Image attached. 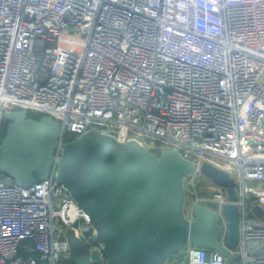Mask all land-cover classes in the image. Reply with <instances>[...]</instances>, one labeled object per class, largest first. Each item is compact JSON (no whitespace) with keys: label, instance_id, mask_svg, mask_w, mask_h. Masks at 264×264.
<instances>
[{"label":"built area","instance_id":"1","mask_svg":"<svg viewBox=\"0 0 264 264\" xmlns=\"http://www.w3.org/2000/svg\"><path fill=\"white\" fill-rule=\"evenodd\" d=\"M58 121L65 133L90 130L147 148H172L195 164L194 206L223 213L226 190L201 181L205 162L238 182L237 264H264V0H0V125L6 111ZM1 141V131H0ZM73 235L95 236L88 215L53 178L21 187L0 173V264L31 239L50 264L68 257ZM108 264L101 245L92 249ZM185 264H225L217 251L188 246ZM175 264V263H172Z\"/></svg>","mask_w":264,"mask_h":264},{"label":"water","instance_id":"2","mask_svg":"<svg viewBox=\"0 0 264 264\" xmlns=\"http://www.w3.org/2000/svg\"><path fill=\"white\" fill-rule=\"evenodd\" d=\"M3 118L8 125L0 143V171L23 187L55 176L88 215L96 232L91 241L102 246L110 264H167L188 244L219 251L227 257L226 264L239 258L219 241L217 212L197 204L193 217L187 215L184 179L196 167L175 149L156 156L136 140L121 142L94 129L61 146L65 132L49 116L37 120L26 110H12ZM200 174L226 190L223 213L234 249L240 241L235 178L208 162ZM67 236L71 253L66 264L99 260L90 254L89 242L77 239L71 230ZM37 264L49 263L37 259Z\"/></svg>","mask_w":264,"mask_h":264},{"label":"bare ground","instance_id":"3","mask_svg":"<svg viewBox=\"0 0 264 264\" xmlns=\"http://www.w3.org/2000/svg\"><path fill=\"white\" fill-rule=\"evenodd\" d=\"M27 112H29V111H27ZM31 112H33V111H31ZM34 113H37V112H34ZM37 114H40V113H37ZM40 115H43V116H45L44 114H40ZM4 119V118H3ZM35 119V118H34ZM7 125H8V122H7ZM1 130V129H0ZM63 131H64V129H63ZM66 134V133H65ZM65 134H64V136H65ZM83 135V134H82ZM74 136H76V135H74ZM81 136V135H80ZM80 136H76L77 138L76 139H78ZM1 141H2V139H1ZM1 141H0V143H1ZM155 141H157V140H155ZM155 141H154V143H155ZM127 142V141H126ZM159 142V141H158ZM64 143H66L65 142V139H64V137H63V139H62V141H61V146L64 144ZM160 143V142H159ZM156 145V144H155ZM147 148V147H146ZM156 148H159L160 149V151L162 152L163 150H165V149H172V148H164V149H162L161 148V144H160V146H157L156 145V147L155 148H149V149H151V150H153V149H156ZM256 149V148H255ZM258 149V148H257ZM259 153H262L261 154V157H264V152H263V150H261V149H259ZM161 154V153H160ZM218 167V166H217ZM220 168V167H219ZM222 169V168H221ZM224 170V169H223ZM225 171H227V170H225ZM227 172H229V171H227ZM0 173L2 174V176H3V178L5 179V180H7V181H11L12 182V180L8 177V176H6L4 173H2L1 171H0ZM230 173V172H229ZM230 175L231 176H233L234 178H235V181H236V193H237V191H238V182H237V179H236V177L232 174V173H230ZM50 178H53L54 180H55V176H50L48 179H50ZM209 180L210 182H211V180L210 179H208V178H206V177H204V176H202L201 175V177L199 178V183L201 182V181H203V180ZM47 180V179H46ZM43 181H45V180H43ZM247 181H257V180H246V183H247ZM42 182V181H41ZM55 182H56V180H55ZM257 182H259V183H264V182H260V181H257ZM12 183H14V182H12ZM40 183V182H39ZM57 183V182H56ZM211 183H213V182H211ZM14 184H16V183H14ZM38 184V183H37ZM58 184V183H57ZM214 184V183H213ZM248 184V183H247ZM17 185V184H16ZM34 185V184H33ZM60 185V184H59ZM214 185H216V184H214ZM18 186H20V185H18ZM32 186V185H31ZM217 186V185H216ZM21 187H23V186H21ZM30 187V186H29ZM220 187V186H219ZM238 195V194H237ZM200 204V203H199ZM197 205V204H196ZM195 205V206H196ZM194 206V207H195ZM206 206V205H205ZM207 207H209L211 210H212V207H210V206H207ZM252 216V215H251ZM90 220V219H89ZM220 226V225H219ZM221 228V227H220ZM239 230H240V223H239ZM221 233H222V229H221ZM95 235H96V232H95ZM94 237V236H93ZM92 237V238H93ZM220 237H221V234H220V236H219V241H220V243H221V240H220ZM27 240H31V239H27ZM26 241V240H25ZM33 241V240H32ZM24 242V241H23ZM22 242V243H23ZM34 242V241H33ZM86 242H89V246H91V249H92V246L93 245H100L99 243H97L96 241H91V238L88 240V241H86ZM21 243V244H22ZM222 244V243H221ZM239 244H240V241H239ZM239 244H238V246H239ZM34 245H35V243H34ZM192 246L191 244H188L187 246H186V248L188 247V246ZM227 245H228V247L229 248H227V247H225V248H227L228 250H230V252L232 251V250H235L236 248H231V246H230V244H229V241H228V234H227ZM21 246V245H20ZM102 247V246H101ZM193 247V246H192ZM186 248H185V250H186ZM196 248V247H195ZM201 249H204V250H206L208 253H210V252H212V251H217V250H210V249H206V248H201ZM33 252H36V253H38L39 255V257L40 258H42V260L44 259V260H46V261H48V259L47 258H43L42 256H41V254L38 252V251H36L35 250V247L33 248V249H31ZM30 250V251H31ZM102 250H103V248H102ZM185 250H184V252H182V253H184L185 254ZM264 251V250H263ZM217 252H219V251H217ZM259 252H262V250L261 251H259ZM95 253V252H94ZM182 253H180V254H182ZM220 253V252H219ZM232 253V252H231ZM222 254V253H221ZM232 254H234V253H232ZM261 254H264V253H261ZM69 255H70V253L68 254V257H69ZM179 255V254H178ZM223 255V254H222ZM239 255V254H238ZM99 256V255H98ZM103 256H104V258H105V260L107 261V263L108 264H110L109 262H108V260H107V258H106V256H105V254H104V252H103ZM176 256V255H175ZM224 256V255H223ZM19 257V256H18ZM68 257L66 258V259H64L60 264H66L67 262H68ZM225 258H226V262H227V257L226 256H224ZM31 258H34L35 259V261H36V263L35 264H37V257H31ZM31 258H29V259H31ZM29 259H27V260H29ZM23 260H25V261H27L26 259H23ZM179 261H181L182 263L181 264H185L184 263V256L182 257V260H180V259H178V261H177V263H179ZM240 261V255H239V258L238 259H236L234 262H233V264H237L238 262ZM48 263L50 264V262L48 261ZM91 263H99L100 264V260H93L91 257H90V264ZM226 264V263H225Z\"/></svg>","mask_w":264,"mask_h":264},{"label":"trees","instance_id":"4","mask_svg":"<svg viewBox=\"0 0 264 264\" xmlns=\"http://www.w3.org/2000/svg\"><path fill=\"white\" fill-rule=\"evenodd\" d=\"M28 113H29V117L35 118L37 120H39V119H41L43 117V115H40V114L31 112V111H29ZM0 129H1L0 130L1 131V139H3L4 136H5V134H6V129H7V121H5L4 119L1 122ZM76 138H77L76 136H74L73 134H70V133H66L65 136H64L65 142H68V141H71V140H75ZM155 144L157 146H160V143L158 141H155ZM152 152L156 156H159L160 153H161V151H160L159 148L153 149ZM198 193H199V195H203V192L202 191H199ZM34 247H35V245H34V242L32 240H26V241H24L21 244L20 248H19V252H18L19 258L26 259L27 260V259H29L31 257H37L39 254L36 253V252H33L31 250ZM181 263L182 262L179 261V263H176V264H181ZM91 264H99V263H91Z\"/></svg>","mask_w":264,"mask_h":264},{"label":"rangeland","instance_id":"5","mask_svg":"<svg viewBox=\"0 0 264 264\" xmlns=\"http://www.w3.org/2000/svg\"><path fill=\"white\" fill-rule=\"evenodd\" d=\"M256 150H259V149H257L256 148ZM191 182H192V180H191V177L190 176H187L185 179H184V184H185V190H186V203H185V207H186V209L188 208V206L190 205V203L192 202V199H193V194L191 193L193 190H192V188H191ZM201 190V183H199V185H198V191H200ZM83 242H86V241H83ZM77 248L79 249V251H80V253H81V256L82 257H85L86 256V253H85V251H84V249H83V246L81 245V244H78V246H77ZM89 252H90V254L91 255H97L96 253H94L92 250H91V246H89ZM69 253H71V246H70V252ZM98 256V255H97ZM182 256H184V253H182V254H179V255H177V256H173V257H171L169 260H168V262H167V264H172L173 262H174V260H178V258L180 259V260H182ZM37 259H40V260H42V258H40V257H38L37 256ZM44 260V259H43ZM46 261V260H45Z\"/></svg>","mask_w":264,"mask_h":264},{"label":"crops","instance_id":"6","mask_svg":"<svg viewBox=\"0 0 264 264\" xmlns=\"http://www.w3.org/2000/svg\"><path fill=\"white\" fill-rule=\"evenodd\" d=\"M263 152H264V150H263ZM247 183L249 185H252V186L258 188V189H264V183H259L257 181H247ZM251 205L252 206L250 208H251V215H252V217L255 218L258 222H260L261 224L264 225V206L259 205L258 203H252ZM177 261L178 260H174L173 263L176 264Z\"/></svg>","mask_w":264,"mask_h":264}]
</instances>
